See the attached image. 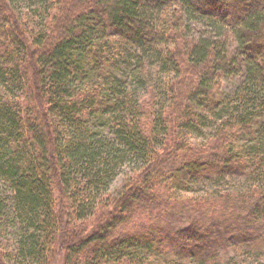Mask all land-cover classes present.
<instances>
[{
    "label": "trees",
    "instance_id": "1",
    "mask_svg": "<svg viewBox=\"0 0 264 264\" xmlns=\"http://www.w3.org/2000/svg\"><path fill=\"white\" fill-rule=\"evenodd\" d=\"M2 235L0 264L263 255L264 0H0Z\"/></svg>",
    "mask_w": 264,
    "mask_h": 264
},
{
    "label": "rangeland",
    "instance_id": "2",
    "mask_svg": "<svg viewBox=\"0 0 264 264\" xmlns=\"http://www.w3.org/2000/svg\"><path fill=\"white\" fill-rule=\"evenodd\" d=\"M148 67H150L152 69L153 73H155L152 76L154 78H162L164 81L166 79H169V77H171V73H167L165 71L160 72L159 67L156 63H154L153 65H151V63H149L147 65V68ZM137 70H138V68H137ZM229 81L230 80H225L224 87L229 84ZM201 139L202 138H197L196 140H201ZM135 174H136L135 172L132 173L131 170L128 171V168H125V170H123L116 177V179L113 181V183L111 185V191H113V193H115V194L120 192L122 189L125 188V186L127 185V183L130 180H133V178L131 176L136 177ZM243 179H245V178H243ZM243 179H240L237 176H233V177L227 178L226 181H221L220 183H217L214 181V183L211 184L210 180H208L206 178L205 180H202V182H200L199 184H193V189L191 191L184 189L181 193L176 194L175 196L179 197V196H183L185 194H189L192 197H203V200H210L211 201V196H213L212 194H214L212 189H214V187L216 188L217 186H221V188L223 187V190H225V189H230L232 186L233 187L232 190L235 188L240 189L241 186H243V183H242V181H244ZM249 185H250V181L247 184H245L244 186L248 187ZM194 194H199V195H194ZM210 201H209V203H210ZM0 239L4 243L9 245L10 247H12V245L15 241L13 235L7 236L8 242L5 238V236H3V235L0 237ZM236 249L237 248H232V250L227 252L229 259L231 261V264H234V263L253 264L258 259L264 258V254L262 255V254L255 252V251H253L254 252L253 255L249 254V255L241 256L239 254L240 252ZM176 257L178 259V262H183L182 264H194L193 262L189 261L190 258L187 257V255H181V256H176ZM56 264H61V261L58 260ZM175 264H177V263H175ZM215 264H227V262H226V260H218Z\"/></svg>",
    "mask_w": 264,
    "mask_h": 264
}]
</instances>
